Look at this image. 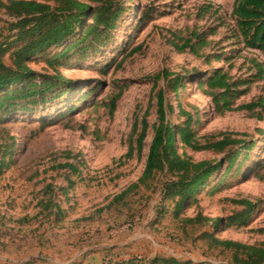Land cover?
I'll return each mask as SVG.
<instances>
[{
    "label": "rangeland",
    "instance_id": "obj_1",
    "mask_svg": "<svg viewBox=\"0 0 264 264\" xmlns=\"http://www.w3.org/2000/svg\"><path fill=\"white\" fill-rule=\"evenodd\" d=\"M123 1L125 13L98 45L54 68L46 60L58 48L29 63L40 76L58 71L68 81L62 88L68 92H49L38 104L23 101L0 111V159L5 164L0 175V264H148L154 257L232 264L231 253L203 238L204 233L222 241L264 243V169L256 172L264 164V120L246 111L218 115L212 98L203 93L205 80L221 70L234 82L249 80L240 86L248 91L232 100L233 108L264 100V80H252L251 66L255 60L264 67V57L238 41L230 17L233 0ZM7 21L1 10L0 32ZM89 23L90 17L85 25ZM186 39L204 42L194 52L178 51L175 47ZM176 78L180 84L174 90ZM159 89L172 106L167 121L177 126L192 117L200 144L218 141L223 134L253 144L249 157H240L227 175L222 163L178 218L173 203L162 200L169 176L160 172L111 204L142 174ZM118 93L110 113V100ZM146 111L149 127L142 153L128 156L140 127L133 133V124ZM231 148L217 154L176 142L178 154L193 162L218 163ZM242 201L253 205L247 223L227 227V219L246 211ZM198 214L206 220L183 222ZM217 220L223 223L216 225Z\"/></svg>",
    "mask_w": 264,
    "mask_h": 264
},
{
    "label": "trees",
    "instance_id": "obj_2",
    "mask_svg": "<svg viewBox=\"0 0 264 264\" xmlns=\"http://www.w3.org/2000/svg\"><path fill=\"white\" fill-rule=\"evenodd\" d=\"M1 10L9 18V21L5 22V28L0 32V111L7 112L18 102L27 101V104L35 105L43 102L44 95L49 92L58 96L68 92L69 89L65 91L62 89L68 86L66 85L68 81L58 71L50 77L40 76L30 68L29 63L35 57L54 48H58L59 51L46 60L51 68L56 67L55 65L60 61L65 62L72 54H84L88 49L93 48L95 43L98 45L103 37L116 28L118 20L126 9L123 0H0ZM88 17L91 23L85 25ZM230 17L234 22L238 41L245 48L256 50L264 57V0H233ZM200 42L203 43L204 40L197 39L192 44L191 39H186L181 46L175 48L181 52L186 49L194 52ZM5 59H8L9 64H6ZM251 66L255 70L252 80H264L262 63L252 60ZM162 76L165 77V73H162ZM38 77L42 80L37 81ZM248 83L249 80L234 82L221 70H216L205 80L206 89L203 93L212 98L218 115L225 112L246 111L258 121H262L264 120L263 99L235 108L231 106L233 99L248 91L247 89L239 90L240 86ZM179 84L180 80L174 79V90ZM119 97L120 93L110 100V113L113 112L115 102ZM167 112L172 113V106L165 104L164 92L159 89L156 93L157 121L152 125L153 137L142 174L136 183L113 198L112 205L132 190L138 189L140 185H147L160 172L164 176H169V179L165 180L162 185V200H169L173 203L174 217L178 218L183 207L195 199L196 194L218 172L222 163L227 164L224 173L227 175L240 157L242 161L249 157L248 152L253 147L252 143L249 144L244 140L233 139L230 135L223 134L222 139L202 145L195 138L192 117L187 115L182 124L173 126L166 119ZM146 117L147 111L142 116L141 122L135 121L133 124V133H136L138 125L140 127L134 144L129 146L128 156H132L134 151L138 157L142 153L143 142L149 127ZM177 141L192 151L208 150L221 154L227 148H232L218 163L206 160L193 162L178 154ZM235 146L238 148L233 150ZM240 164L241 162L238 166ZM4 166V161L0 159V175ZM66 166L72 168L71 165ZM261 169H264V164L256 166V172ZM239 203L246 206V211L239 213L236 218L227 219V227L247 223L253 205L243 201ZM200 220L206 219L198 214L193 218H185L183 222L194 224ZM215 223L219 225L223 221L217 220ZM202 237L213 240L216 246L230 252L232 264H264V243L247 245L231 240L222 241L214 239L209 233H204ZM133 263L128 260L124 262L107 261L105 264ZM148 264L193 263L173 257H154L149 260Z\"/></svg>",
    "mask_w": 264,
    "mask_h": 264
}]
</instances>
